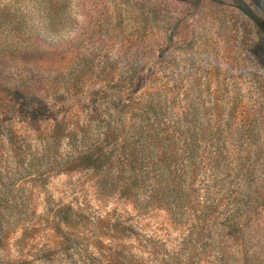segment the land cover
I'll return each mask as SVG.
<instances>
[{
    "label": "rangeland",
    "instance_id": "1",
    "mask_svg": "<svg viewBox=\"0 0 264 264\" xmlns=\"http://www.w3.org/2000/svg\"><path fill=\"white\" fill-rule=\"evenodd\" d=\"M119 100L138 127L153 100L155 129L208 130L200 147L217 169L187 179L177 210L147 203L146 188L102 200L82 172L48 178L34 221L49 200L85 223L81 247L47 261L264 264V0H0V130L36 149L33 134L61 119L100 130ZM36 226L32 252L51 239Z\"/></svg>",
    "mask_w": 264,
    "mask_h": 264
},
{
    "label": "trees",
    "instance_id": "2",
    "mask_svg": "<svg viewBox=\"0 0 264 264\" xmlns=\"http://www.w3.org/2000/svg\"><path fill=\"white\" fill-rule=\"evenodd\" d=\"M118 105L116 114L100 130L77 125L66 130L69 123L61 119L43 138L33 134L36 149L24 144L15 130H0V264H52L47 261L51 250L81 247L78 234L85 222L79 207L46 200L44 217L34 221L32 202L52 176L82 172L90 177L89 187L102 200L118 192L126 194L128 201H138L136 194L146 188L147 203L158 208L172 200V208L177 210L187 179L194 180L206 165L217 169L200 147L208 130H180V124L172 130L155 129L164 115L153 100L145 106L153 119L147 117L138 127L127 117L125 103L119 100ZM36 225L50 230L51 239L42 250L32 252ZM104 264L128 263L116 253Z\"/></svg>",
    "mask_w": 264,
    "mask_h": 264
}]
</instances>
